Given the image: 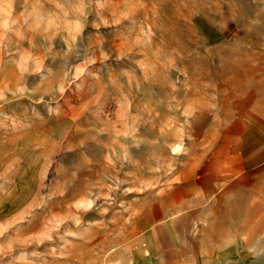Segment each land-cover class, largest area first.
Wrapping results in <instances>:
<instances>
[{
  "label": "rangeland",
  "instance_id": "374dc122",
  "mask_svg": "<svg viewBox=\"0 0 264 264\" xmlns=\"http://www.w3.org/2000/svg\"><path fill=\"white\" fill-rule=\"evenodd\" d=\"M263 56L264 0H0V264H126Z\"/></svg>",
  "mask_w": 264,
  "mask_h": 264
},
{
  "label": "crops",
  "instance_id": "0c3cea01",
  "mask_svg": "<svg viewBox=\"0 0 264 264\" xmlns=\"http://www.w3.org/2000/svg\"><path fill=\"white\" fill-rule=\"evenodd\" d=\"M187 133L190 158L127 241L126 264H264V59L230 106L196 108Z\"/></svg>",
  "mask_w": 264,
  "mask_h": 264
}]
</instances>
